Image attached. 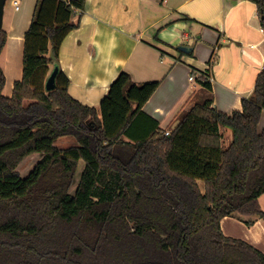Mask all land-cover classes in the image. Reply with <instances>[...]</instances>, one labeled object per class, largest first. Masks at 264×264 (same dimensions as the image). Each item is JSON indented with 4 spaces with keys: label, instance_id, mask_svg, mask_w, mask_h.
I'll list each match as a JSON object with an SVG mask.
<instances>
[{
    "label": "trees",
    "instance_id": "16d2710c",
    "mask_svg": "<svg viewBox=\"0 0 264 264\" xmlns=\"http://www.w3.org/2000/svg\"><path fill=\"white\" fill-rule=\"evenodd\" d=\"M251 1L264 27V0ZM84 2L36 0L9 96L0 65V264H264L259 248L221 229L233 213L264 221V67L230 114L206 81L202 100L161 129L141 109L159 81L137 84L124 70L98 112L68 93L58 65ZM6 39L1 28L0 54ZM50 65L56 86L46 91ZM63 136L76 145L56 147ZM37 152L22 177L17 166Z\"/></svg>",
    "mask_w": 264,
    "mask_h": 264
},
{
    "label": "crops",
    "instance_id": "0c3cea01",
    "mask_svg": "<svg viewBox=\"0 0 264 264\" xmlns=\"http://www.w3.org/2000/svg\"><path fill=\"white\" fill-rule=\"evenodd\" d=\"M35 3L12 0L8 15L3 14L7 39L0 59L5 84L10 85L6 91L4 84L6 96L21 78L24 33ZM72 19L78 25L58 49L68 93L99 112V102L119 71L128 72L137 84L157 80L141 109L165 130L177 123L182 111L202 100L206 81L217 110L227 114L241 110V98L251 94L264 67V27L251 0H85L83 10ZM178 45L191 48L183 51ZM260 126L264 127V109ZM222 129L227 146L231 130ZM198 184L203 191V182ZM263 195L259 204L264 210ZM221 229L264 253L261 218L233 213L222 218Z\"/></svg>",
    "mask_w": 264,
    "mask_h": 264
},
{
    "label": "rangeland",
    "instance_id": "374dc122",
    "mask_svg": "<svg viewBox=\"0 0 264 264\" xmlns=\"http://www.w3.org/2000/svg\"><path fill=\"white\" fill-rule=\"evenodd\" d=\"M11 6L13 7L12 0H6L5 6H4V12L6 13V15H8L9 9H10ZM2 61H3V58L0 59L1 67H2ZM49 71H50V67H49ZM49 71H48V73H49ZM7 79H8V77H7ZM5 85H6L5 90L8 91L10 85L8 84V82ZM3 93H4V90H3ZM261 129H262V127L260 126L259 130H261ZM221 131H222L221 133H222V136H223L222 137V141H223V144L225 145L226 141L228 140L226 129H221ZM231 137H232V134H231ZM54 145L56 147H59V148H64V147H67V146H70V145H76V141L71 136H63V137H60V138L56 139L55 142H54ZM41 157H42V154L38 153V152L37 153H32V154L26 156L19 163V165L17 166L16 170L19 172V174L22 177L27 176L29 174V172L32 170V168L34 167V165L37 163V161ZM82 166H83V163H82V161H80V164H79L78 170H77V174H76V179L79 177V174L81 172ZM73 189H74V186L71 188V191H73ZM261 204L264 206V195L261 198Z\"/></svg>",
    "mask_w": 264,
    "mask_h": 264
},
{
    "label": "water",
    "instance_id": "95a60500",
    "mask_svg": "<svg viewBox=\"0 0 264 264\" xmlns=\"http://www.w3.org/2000/svg\"><path fill=\"white\" fill-rule=\"evenodd\" d=\"M5 2L6 0H0V29L2 28ZM177 48L183 51H189L191 47H187L184 45H178ZM57 72H58V66H54L52 71L49 73L48 77L46 78L44 82V88L46 91H49L55 88L56 86L55 79H56Z\"/></svg>",
    "mask_w": 264,
    "mask_h": 264
},
{
    "label": "built area",
    "instance_id": "2783aa9c",
    "mask_svg": "<svg viewBox=\"0 0 264 264\" xmlns=\"http://www.w3.org/2000/svg\"><path fill=\"white\" fill-rule=\"evenodd\" d=\"M14 4H15V9H17L18 8L17 1H14ZM189 80L193 81L194 80V75H190L189 76ZM168 133H169L168 131H165V134H168Z\"/></svg>",
    "mask_w": 264,
    "mask_h": 264
}]
</instances>
